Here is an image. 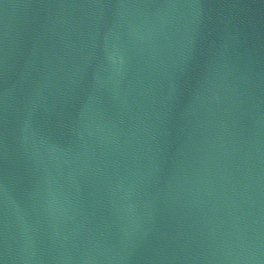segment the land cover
<instances>
[{"label": "water", "instance_id": "95a60500", "mask_svg": "<svg viewBox=\"0 0 264 264\" xmlns=\"http://www.w3.org/2000/svg\"><path fill=\"white\" fill-rule=\"evenodd\" d=\"M0 264H264V0H0Z\"/></svg>", "mask_w": 264, "mask_h": 264}]
</instances>
